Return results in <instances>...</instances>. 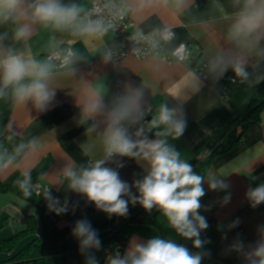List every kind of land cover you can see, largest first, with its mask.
I'll return each instance as SVG.
<instances>
[{
  "label": "crops",
  "instance_id": "crops-1",
  "mask_svg": "<svg viewBox=\"0 0 264 264\" xmlns=\"http://www.w3.org/2000/svg\"><path fill=\"white\" fill-rule=\"evenodd\" d=\"M123 1L130 8L132 22L141 31L172 28L175 38L167 43L165 54L168 56L181 43H187L191 45V61L130 56L112 62L108 52L115 45L113 35L101 37L96 31H84L89 25L80 20L91 8V0H58L61 6L78 9L75 20L59 27L33 18L37 0H19L14 9L0 6V58L11 53L46 64L48 88L54 93L43 109L37 108L31 99L18 100L12 87L0 95V142L9 135L15 145L13 153L0 145V181L5 182L17 173L27 175L36 168L43 169L40 183L50 186L60 203L67 204L68 211L57 224L59 229L87 219L95 225L92 227L101 241L99 249L81 251L79 241L69 234L63 242L68 250L24 264H88L92 258L98 264H108L109 258L116 256L112 246L117 241L111 242L110 236L124 223V216H108L102 226L104 212L69 188L65 172L70 168L79 173L98 160H107L105 136L113 113L121 106L119 87L137 100L136 109L120 126L150 105L151 120L142 139L164 140L187 162L211 139L220 137L234 119L242 122L239 132L243 135L242 142L229 153L214 158L205 173L206 195L201 198L199 214L212 225L205 234L203 230L200 233L206 243L195 248L193 241L181 237L158 210L156 223L130 226L122 256L131 242L146 243L158 237L181 244L193 254L199 253L201 264H252L258 259L252 253L264 241V203L251 207L246 193L264 183V108L258 121L243 118L252 101H264V21L251 31L235 32L241 16L251 10L246 8L247 0ZM262 5L264 0H255V7ZM20 28L28 33L23 38L17 37ZM59 47H71L75 54L65 69H57L47 59V54ZM202 64L210 74L207 81L194 70ZM237 66L246 75L238 76ZM232 74L239 83L225 97L221 91L222 77ZM29 82L26 78L22 83ZM162 105L174 110L175 118L186 122L179 138L163 135V125L152 126ZM104 166L111 168L107 161ZM149 168L147 160L135 156L130 164L116 171L136 196L139 193L134 184L147 175ZM210 177L223 179L229 187L210 189ZM229 194V202L223 203V197ZM27 215L37 218L35 207L13 194L0 192V240L23 230ZM9 259L10 255L0 253V264H9Z\"/></svg>",
  "mask_w": 264,
  "mask_h": 264
},
{
  "label": "clouds",
  "instance_id": "clouds-1",
  "mask_svg": "<svg viewBox=\"0 0 264 264\" xmlns=\"http://www.w3.org/2000/svg\"><path fill=\"white\" fill-rule=\"evenodd\" d=\"M18 3L19 0H0V6L9 9H14ZM246 8L251 10L246 11L235 25L237 34L245 29L251 31L264 21V5L255 7V0H247ZM77 14L78 9L75 6H61L58 0H37L32 12L35 20L52 22L58 27L75 20ZM98 28V23L96 27L90 24L84 31H96ZM27 34L25 28H20L17 37L23 38ZM235 71L238 76L246 75L239 66ZM48 77V66L31 58L26 59L11 53L0 58V95L4 89L12 87L18 100L31 99L37 108L43 109L54 97V93L48 88ZM26 78L30 79V82L22 83ZM136 106V97L129 96L115 110L112 124L105 136V151L107 158L114 155L142 156L149 162L147 175L134 184L139 195L131 194L130 186L120 179L119 173L104 166V159L96 161L90 168L82 169L79 173L67 169L65 175L70 181L69 188L86 197L88 202L109 217L127 215L129 200L125 199V196H128L133 204L139 203L146 210L156 207L163 212L181 237L192 240L195 248H201L206 241L200 238V233L208 228L206 218L199 214L202 207L201 198L206 195L203 186L205 177L197 174L193 166L182 160L179 152L164 140L133 141L129 138L120 122L130 116ZM95 107L93 105V109ZM161 125L166 129L163 135L179 138L185 130L186 122L175 118L174 110L162 105L158 115L152 120L153 127ZM208 186L212 190H225L229 187L223 179L214 177L209 178ZM20 187L25 195H28L27 181L21 182ZM46 196L51 201L50 209L57 215L68 211L66 203L60 204L50 193ZM246 196L253 208L264 203V183L249 188ZM229 200L230 194L223 197V203L226 204ZM71 234L79 241L81 251L101 247L98 233L87 219L77 220ZM252 255L258 258L254 264H264V241L258 243ZM201 258L199 253L193 254L181 244L157 237L149 239L146 243L131 242L124 256L117 254L110 257L108 264H201ZM88 264L98 262L92 258Z\"/></svg>",
  "mask_w": 264,
  "mask_h": 264
},
{
  "label": "trees",
  "instance_id": "trees-1",
  "mask_svg": "<svg viewBox=\"0 0 264 264\" xmlns=\"http://www.w3.org/2000/svg\"><path fill=\"white\" fill-rule=\"evenodd\" d=\"M239 83V79H238ZM264 108V101H252L249 105V110L243 118L246 120L258 121L260 114ZM242 122L239 119H234L226 131L220 137L211 139L189 163L193 166V170L202 176H205L212 160L222 154L229 153L234 150L237 145L242 142V133L239 132V126ZM4 136L0 145L8 152L13 153L15 145L12 138ZM20 155V154H19ZM16 156L15 159H17ZM43 174V169L36 168L35 171L24 175L14 174L9 180L0 181V192L5 194H13L20 201H24L37 211V218L33 215H27V224L23 230L17 231L12 238L0 240V253L5 252L10 255L9 264H24L28 261L38 258H44L55 254H61L68 250L64 245L65 238L71 234L73 227L59 229L58 221L62 214L57 215L53 212L49 205L45 203V199L35 192V185L41 184L40 179ZM27 181L28 195H25L21 189V182ZM138 196V195H136ZM129 200L128 213L124 216L125 220L111 234L110 241H117L125 246L126 238L131 232L130 226L137 223H156V212L159 210L154 207L151 210L144 209L139 203L133 204L128 196L124 197ZM105 226L108 221V215L104 213ZM95 226L94 224H91ZM25 241L21 247L20 243Z\"/></svg>",
  "mask_w": 264,
  "mask_h": 264
},
{
  "label": "built area",
  "instance_id": "built-area-1",
  "mask_svg": "<svg viewBox=\"0 0 264 264\" xmlns=\"http://www.w3.org/2000/svg\"><path fill=\"white\" fill-rule=\"evenodd\" d=\"M91 3V8L80 17V20L85 24H91L93 27H96V24L98 23L99 28L96 32L101 37L107 34L113 35L115 45L111 47L108 52L109 58L112 62L118 63L121 59L130 56L138 59H143V57L160 56L167 62L191 61V45L187 43H181L174 48L168 56L165 54L167 43L175 38V33L172 28L167 27L152 32L141 31L132 22L130 8L123 0H91ZM74 57L75 54L71 47H59L53 52L47 54V59L52 62L57 69L67 68L71 61H73ZM194 70L202 80L207 81L209 79L210 74L207 72L204 64L195 66ZM119 83H121V79L119 80ZM222 83V94L225 97H228L229 91L238 83V78L234 74L223 76ZM118 94L120 99L119 102L122 105L125 98L128 96L120 87L118 88ZM150 110L151 106L145 105L142 110L134 113L128 121L121 124V126L126 129L129 138L133 141L143 140L144 130L148 127L151 120ZM8 137L11 138L9 135ZM5 151L8 152L7 149H5ZM134 159L135 156L128 157L114 155L111 158H107L106 161L112 169L121 170ZM34 188L36 194L41 195L45 199L47 205L51 203L46 196L47 193H50L53 198L57 199L56 193H54L50 186L36 184ZM211 226L212 225L208 223V228L205 230H209ZM205 230L202 231L203 234H205ZM112 247L115 248L114 253L116 255L119 254L122 257V252L124 250L123 244L116 242L113 243ZM252 264H254V262Z\"/></svg>",
  "mask_w": 264,
  "mask_h": 264
}]
</instances>
